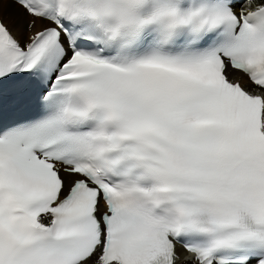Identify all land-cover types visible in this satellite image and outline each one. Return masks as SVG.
<instances>
[{
	"label": "snow or ice",
	"instance_id": "6c2138e0",
	"mask_svg": "<svg viewBox=\"0 0 264 264\" xmlns=\"http://www.w3.org/2000/svg\"><path fill=\"white\" fill-rule=\"evenodd\" d=\"M178 245L264 264V0H0V264Z\"/></svg>",
	"mask_w": 264,
	"mask_h": 264
},
{
	"label": "bare ground",
	"instance_id": "6f19581e",
	"mask_svg": "<svg viewBox=\"0 0 264 264\" xmlns=\"http://www.w3.org/2000/svg\"><path fill=\"white\" fill-rule=\"evenodd\" d=\"M242 82L247 83L246 77L243 78V81ZM178 249H180V247ZM183 254H184V251L182 249H180V256H182ZM189 261L190 260H180L178 262V264H188Z\"/></svg>",
	"mask_w": 264,
	"mask_h": 264
}]
</instances>
